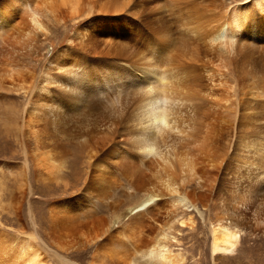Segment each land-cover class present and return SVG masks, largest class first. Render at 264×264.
<instances>
[{"label":"bare ground","instance_id":"1","mask_svg":"<svg viewBox=\"0 0 264 264\" xmlns=\"http://www.w3.org/2000/svg\"><path fill=\"white\" fill-rule=\"evenodd\" d=\"M180 11L199 19L181 28ZM44 20L64 28L65 38L69 26L78 25L70 43L85 41L84 47L93 53L85 54L88 51L82 47L83 58L63 67L59 57L58 69L63 74L45 73L49 102H44V70L39 86L30 88L33 83L28 82L30 87L26 84L29 74L24 73L32 67L21 64L23 59L13 64L8 57V53L13 57L14 52L16 55L17 50L32 47L31 44L38 47L33 41L45 33ZM19 26L18 34L13 31L16 36L5 37L12 27ZM0 42V85L7 82L13 89L21 90L18 94L24 102L21 113L14 106L0 105V131H10L25 153L29 149L36 182L30 179L27 183L26 172L22 186L11 190L5 202L2 173L12 168L13 158L4 156L5 147L0 146V213L9 209L11 216L20 219L29 196L39 193L44 197V181L64 174L63 159L68 146L76 144L98 150L104 162L88 169L82 182L78 178L72 184L68 179L62 180L64 189L48 201L49 236L54 244H65L63 237L75 232H80L81 240L88 244L127 239L135 245L141 242L138 251L153 254L152 264H183V257L161 250L171 240L169 233L179 230L176 226L196 232L209 228L211 241L206 245L213 262L216 256L239 249L246 234L259 243L263 241L264 159L243 153L249 149L240 152L245 129L251 123L241 130L244 137L239 123L243 117H251L254 105L264 107V0H0ZM116 53H121L118 57L124 63L110 60L111 54ZM208 54L217 60L226 54L234 67L243 61L247 75L237 77L230 73V67L221 59L216 63L210 57L208 64ZM57 97L59 100L54 99ZM240 105L245 112L240 111ZM230 107L236 113L232 128L222 120L218 122V116ZM74 139L77 143L72 142ZM225 147L221 159L220 152ZM24 162H28L27 157ZM201 166L204 170L211 168L213 174L200 175L197 187H190L185 178L202 174ZM108 174L132 197L126 214L117 213V206L108 217L97 211L85 213L72 208L73 192L85 190L89 200L96 198L90 191L100 187V179ZM206 197L213 202L215 218L204 202ZM181 203L197 209L203 223ZM28 212L34 221L31 205ZM154 212L164 214L166 220L155 223V234H147L143 222L152 220ZM2 222L0 218V227ZM38 222L40 226L34 224V234L12 235L2 230L0 260H10L9 264H50L33 243L36 239L44 244L38 234L39 227L44 231V207ZM254 244L249 246L251 250L258 243ZM8 251L9 259L4 257ZM111 255L95 253L90 264H111ZM253 256H249V261ZM257 257L261 259L258 264H264L263 258ZM123 263L137 264L131 258Z\"/></svg>","mask_w":264,"mask_h":264},{"label":"rangeland","instance_id":"2","mask_svg":"<svg viewBox=\"0 0 264 264\" xmlns=\"http://www.w3.org/2000/svg\"><path fill=\"white\" fill-rule=\"evenodd\" d=\"M179 16H180V18H179L178 24L180 25L181 28L184 27V25H188L189 23L199 19L197 16H195L191 13L185 12V11H180ZM12 23L15 24L16 21L13 20ZM44 24L46 26V29H44L45 33L41 34L40 36H37L38 38L36 37V40H37L36 42L33 41V43H35V45L37 44L38 47L37 46L33 47V44L29 45V46H32L37 51L32 49V47H26V48H22V49L17 50V53L20 54L18 57H17V53L15 55V52L13 53V55H14L13 57L9 56L10 54L8 53V57L11 58V62L13 64H15V62H17V61L18 62L16 64H19L20 60L23 59V61L20 62L21 64L23 62L24 64H28L29 66L32 67V70H30L31 72L29 71V69H25V73H24L25 75L27 73L29 74V75L27 74L28 76H26L27 78H29L27 80L26 84L30 87L31 83H28V82L33 83L31 85L32 87H30V88H34V86L35 87L39 86L41 74H42V71L44 70V75H45L44 76V84H45L44 85V102H49L51 97H50V94L47 93V84H48V80L46 79V77L48 75L47 73H51L52 75H57V74L62 75L63 73L59 72L58 64H57V61H59V57L60 56L62 57L61 61H60L62 67L70 64V62L72 60L73 61L77 60V59L81 60L83 58L82 55L84 56V52H81V51L83 50V48L86 49V47H84V46L87 43L85 41H84V43L81 41H76L75 43L72 42V44L70 43V38L73 36L72 34L74 33V31L78 25L73 26V27L69 26L70 27L69 34L65 38L63 36L64 31L62 30L64 28H62L61 26H59L57 24L53 25L52 22L49 23L46 20H44ZM19 28H20V26L18 28L12 27L11 30L7 33L8 35L5 34V37L6 36L7 37L8 36L9 37L10 36H16L18 34V30L20 31ZM39 30H40L39 32L41 33L42 32L41 29H39ZM13 31H14V33H17V34L14 35ZM45 34H46V36H45ZM188 37H190V36H187V38ZM61 38H65V39L62 41ZM183 38H184L183 41L186 42L187 38H185V37H183ZM82 43H83V46H81ZM75 44H77L76 47H75ZM67 45H69L70 47ZM72 45H73V47H72ZM127 46H128V44H127ZM64 47L68 50L67 51L65 49L66 50L64 52V53H66L65 55L62 51ZM79 48H80V50H79ZM81 48H82V50H81ZM23 49H26V51ZM30 49H32V52H30L31 51ZM38 49H39V51H38ZM22 50H23V52H22ZM33 51L38 52V54L33 53ZM85 51L86 52L88 51V53H85V54H92L93 55V53L90 52V50L86 49ZM31 53H33V54H31ZM0 54H3L2 49H1V42H0ZM26 55H29V56H26ZM118 55H121V53L111 54L110 60H112L114 62H123L124 63L125 61H123L120 57H118ZM37 56H38V58H36ZM40 57H42V58H40ZM76 57H78V58H76ZM205 57H206V61L208 62V64L210 62V57H212L211 59L215 60L216 63H219V61L221 59V63L226 64L228 66V68L230 67L229 72L230 73L233 72L236 76L237 75H239V76H246L247 75L245 70H248V68H246L243 65V61L236 63V66L234 67V64H231L230 60L228 59L229 56L226 54H222L220 58L218 57L219 60H217L215 56L213 57V55H209V54ZM12 58H16V59H14L15 61L14 60L12 61ZM222 59H226V60H222ZM222 61H225L226 63H224ZM210 65H212V64H210ZM239 66H242V67H239ZM209 68H210V66H209ZM239 71H241V74L243 72H245V73H243L241 75L239 73ZM31 75H33V76H31ZM239 76H237V77H239ZM258 77L259 76H257V78ZM261 80H262V78H261ZM3 83L0 85V93H1L0 94V105L14 106L15 109L18 110V113H21V111L23 109V104H24L23 99L18 94L21 90L13 89L11 85L7 84V82H3ZM54 99L59 100V97L54 98ZM254 106H253V109L255 108V110L252 109L253 113L251 111V114H252L251 117L249 118L248 115H247L246 119H245V117H243L244 120L242 119L243 120L242 123H239L240 126L238 124L239 129H240V133H241V130H244L246 127H248L247 126L248 123L249 124L251 123L250 125L256 124V126L255 125L252 126L253 128L248 124L251 129H249V127L247 130L245 129L246 134L244 131H242V133H244L246 135V138L248 137L247 138L248 140L251 139V143H250V140L248 141L244 137L245 135H243L241 133L243 135L242 137H244V138H242V141H243L242 146L243 147L241 146L240 149H242V150L240 152L242 153V151L244 149H246V150L249 149L250 151L252 150V153L250 151H245L247 153H245V152H243V153L246 155L250 154V156L254 157V158L255 157L256 158L262 157L264 159V107H262L261 105H257V106L254 105ZM242 107L240 105V107H239L240 111L245 112V110ZM256 108H258V109H256ZM206 110L208 113H211V110L209 107H207ZM235 115H236L235 110L232 107H230L228 109L227 113L224 112L223 114L218 116V122H219V120H222V122H224L225 125L229 124V125H231V128H232ZM252 116H254V117H252ZM247 120H248V122H246ZM253 121H254V123H252ZM241 125H243L242 129H241ZM9 132L10 131H0V146H4L5 151H6L4 156H7L8 159L13 158V160H12L13 162L10 163V165H12V168L10 167V169L7 171L8 173H6V174L2 173L3 174V180L5 182L3 184H1V192H2V197L5 196L4 197L5 202H8L9 195L13 190L19 189L22 186L26 172L29 175L26 182L28 183L30 179H32V182H35V178H34L35 177V172H34L35 165H34L32 159L30 158L29 149L26 148V153H25L21 144L18 143L17 141H15L14 139H12L13 135L11 132L10 133ZM256 139H258V140H256ZM257 141H258V143H257ZM72 142L77 143V139L72 140ZM248 143H250L251 145L249 144V146H248ZM47 144H48L47 140L44 139V145H47ZM260 145H262V146H260ZM250 146H252V147H250ZM68 147L69 148H68V151L66 153V156L63 159L66 162V168L64 169V171H62V173H64L62 175L63 177L61 176V177H59V179H54L52 181L50 180V182L44 181V197H42L39 193H37V195H30L29 198L27 199V203H26V201L24 202V204H26V205L23 207L22 213L20 215L21 216L20 219L14 217V215L11 216L9 209L5 210L6 212L3 211L2 213H0V218L3 221L2 222L3 224L0 227V232L2 230H4V231H7L8 234H12V235L34 234V232H35L34 224H36V225L39 224V226H40V222H38V216L41 215L42 208L44 207V231L40 227H39L40 229L38 228V234L41 236L42 240L44 241V244H42V242H40L36 239H33V238H30V239H33V243L40 247V251H43V254L45 253L44 257L50 264H69V261L74 262L75 264H90L93 255L95 253L97 254L99 252L100 253L105 252V253L113 254L111 256L113 257L114 262L111 264H125L123 262H126L127 259H129V258L133 259L135 262H137V264H152L150 262L152 260L153 254L150 255V253H149L147 255L143 251H138V249H140L138 247L140 246L141 242H139V244L137 243L138 245H135L134 243H132L133 242L132 240L124 239L122 242H113L112 240H111L112 241L111 242L110 240H103L102 243H100V244H88V243H84V241L81 240L82 235L80 232H75L72 236H68V237L64 236L63 237V240L65 241V244H63V245L54 244L53 242H51L52 240H50V236H49L50 230L48 228V221H47L48 214H49V207L51 206V204L49 202L51 201V198L54 199L55 197L60 195L61 192L59 190L64 189L65 185L63 184L62 180L65 182L66 179H68L69 182H71L69 184H72L76 180V178H78V180H81L80 182H82L84 175L88 169H93V168L95 169V166L97 168L104 162V160H103L104 157H103L102 153L101 152L98 153L99 151L96 149H91V148H87L85 146L76 145V144L75 145L71 144ZM255 147L257 148L258 151L261 150L260 153L263 156L260 153H257L258 152L257 150H254V149H256ZM89 149L94 150V151L91 152ZM226 150H227V148L225 147V149L223 150V152H224L223 156H221L223 152L222 151L220 152V158L221 159H223ZM88 151L91 154V155L89 154L90 156L88 155ZM96 151H97V153H96ZM254 153H256V154H254ZM257 154H259V156H257ZM25 157H27V160H28V162L26 164L24 162ZM88 157H90V158H88ZM93 158H96V159H93ZM98 158H100V159H98ZM101 158H102V160H101ZM87 159H90L91 162H88ZM95 162H97V163H95ZM97 164L98 165L100 164V165L98 166ZM89 165H91L92 168ZM203 168L204 167L201 166L202 170L200 169L201 172H199L202 174L195 175L196 177L198 176L197 178L194 176H192L193 178L192 177L191 178H188V177L185 178V181L190 185V187H197V185H198L197 183L199 181L198 179L201 178L200 175L213 174V171H211L212 170L211 168L205 167V170ZM206 168H207V170H206ZM209 171L211 173H208ZM113 177L114 176L112 174L111 175L108 174V176L107 175L103 176L102 179H100V181L102 182L100 184V187L98 186L97 188H94L90 191L91 194L96 197V198H93L91 200H89L88 194L85 192V190H83V191L77 190V191L73 192L72 195L74 194L75 197L71 200L72 201L71 202L72 208L78 209L79 212L83 211L85 213L91 212V211H97V212H100V214L108 217L110 215V213L112 212L113 207L115 209L116 208L115 206H117V208H118V209H116L117 213L119 212V213L126 214V212H127L126 210L128 208L129 201L132 199V197H129L128 195H126L123 192V190H122L123 187L119 186V183L118 182L116 183L115 180L113 181V179H112ZM107 178L110 180H107ZM60 180H61V182H60ZM111 180H112V182H110ZM122 181H123V179H122ZM115 183H116V185H115ZM39 188H40V186H39ZM79 191H81V192H79ZM83 192H85V194ZM86 196H87L88 200H87ZM41 198L44 199V203L42 202ZM208 198L209 197H206L204 202L207 206L210 207L211 216L213 218H215L216 211L213 209V202L210 198H209L210 200ZM111 203H114V205H112ZM182 203L184 204V202H182ZM183 204H182L183 208H185L186 210H189L188 212H191L194 216H197V218L200 220V222L203 223L204 218L201 217L202 214H200V212L197 211V209H193V206L188 207L187 205H183ZM30 205L33 208L34 221L32 220L31 214L28 212V207H30ZM36 213H37V216L35 215ZM155 214H157V216H155ZM153 215H154V217L152 220L151 219L146 220L145 221L146 223L143 222V225H144L143 228L147 232V234H149V233L155 234L158 231V228L155 225V223L164 222L166 220V218L164 217V214H162V213L158 214V212H154ZM13 221H14V223H13ZM154 225H155V227H153ZM147 226H148V228H147ZM145 227H146V229H145ZM14 228L16 231L14 230ZM175 228H178L179 230L169 233L171 240H169V243H167L168 245L165 248H161V250L163 249L162 252L170 250L172 255H179L180 257H183V259H184L183 264H198L197 260H201L202 261L201 264H258L261 259L258 260L257 256H260L264 260V239H263V241H260V243H261L260 244L258 241H256V239L252 238V236L249 237V235L246 234V235H244V236H246V240L244 241V244L242 246H240V245L238 246L240 250L237 249L235 252H231L227 255L216 256L215 261L213 262V259L211 258V253L208 252V246H207L208 244H210V241H211V233H210L209 228L206 227L204 230L199 229L200 231L198 230L197 231L198 233L196 232V230L195 231L191 230L188 227L186 228V227L176 226ZM175 235L177 236V238L174 237ZM199 237L201 239L199 241L200 243L198 244L197 242H198ZM71 238L74 239L73 242H69V240ZM205 240H206V242H205ZM203 241L205 242L204 244H203ZM256 242L258 243V244H256L257 245L256 248L254 250H251L249 248V246L255 245L254 243H256ZM8 243H11V242L10 241L7 242V246L8 247L11 246V244L8 245ZM195 246H197V247H195ZM261 248H262V250H261ZM8 250H9V248H8ZM10 252H11V250H10ZM10 252L9 251H8V253L6 252L5 254H8V256L4 255V257L9 259ZM154 253H156V251ZM252 254L254 255L252 257V261H249L248 258ZM63 257L66 258V260ZM1 261H3V262H1ZM4 262H7L9 264L10 260L9 261H7V259H6V261L4 259L0 260V264H7Z\"/></svg>","mask_w":264,"mask_h":264}]
</instances>
